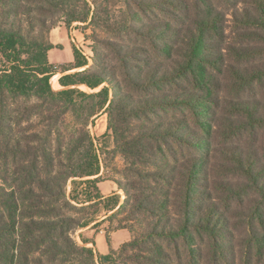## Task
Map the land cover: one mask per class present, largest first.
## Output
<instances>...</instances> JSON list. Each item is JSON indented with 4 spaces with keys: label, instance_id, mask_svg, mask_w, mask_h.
Returning a JSON list of instances; mask_svg holds the SVG:
<instances>
[{
    "label": "trees",
    "instance_id": "obj_1",
    "mask_svg": "<svg viewBox=\"0 0 264 264\" xmlns=\"http://www.w3.org/2000/svg\"><path fill=\"white\" fill-rule=\"evenodd\" d=\"M24 2L0 0L4 9L0 10V56L3 58L0 60L1 121L4 133L8 135L7 132L13 129L10 123L13 119L7 102L15 104L21 98H33L37 102L26 107L24 113H29L30 119L39 118V124L35 131L29 133L25 143L18 141L7 149L20 160L12 173L5 163L1 175L0 166V264H184L186 256L191 259L189 264H197L193 258L199 255L197 252L199 250L200 253L202 244L213 240L217 245L221 237L224 238L226 229V218L221 209L211 202L210 197L197 194L200 192V174L206 162V139L197 126L206 127L204 113L210 116L216 99L200 97L189 89L174 96L169 89L162 96L156 93L132 101L129 93L121 91L114 71L105 67L99 45L114 51L124 70L123 80L135 84L136 89L172 88L181 81L197 77L198 64H217L214 60L216 56L207 51L208 46L203 41L205 30L216 34L218 40L220 37L224 40L225 29L223 21L218 18L220 14H215L208 7L203 15L202 28L189 37L191 48L184 55L187 60L169 59L170 62H177H167L165 67L150 66L151 57L144 59L139 53L143 50L141 45L130 47L124 39H99L96 35L93 38L99 45L92 46L91 57L71 32L74 59L56 65L50 61L49 51L57 45L35 36L28 28L26 31L20 23L18 18L21 14H25L29 23L33 22L32 15L25 9L30 6ZM88 2L84 0V11L79 13L74 10L67 19L63 15L68 13L64 10L67 0H33L35 8L42 13L48 9L49 12L59 13L60 18H66L60 24L64 23L69 31L74 22H88L91 15L99 20V25L111 26L102 14L98 15L100 5ZM248 2L251 8H240L234 19L242 26L243 35L251 38L254 45L242 46L241 49L229 45L226 51L235 50L242 55H250L264 40V0ZM158 3L156 0L155 4ZM93 7L96 9L93 10ZM46 20L45 17L40 20L44 26L47 25ZM58 22H51L48 30L55 29ZM132 26L139 35H145ZM221 54L229 58L222 50ZM91 60L94 61L92 65ZM221 64L223 70L234 72L236 81L246 87H251L254 77L264 76L262 72L254 73L249 68L234 66L225 59ZM142 65L153 69H147V74L143 76L144 70L137 69H142ZM58 73L62 75L59 78L61 88L57 90L51 80ZM81 86L90 91L81 89ZM235 104L245 105L242 109L245 117L243 114L238 117L245 129H255L264 122L249 101ZM171 112L174 117L162 116ZM102 114H108V130L113 133L116 150L122 152L128 162L125 178L135 175L131 180L135 193H131L121 180H115L126 194L122 204L121 194L105 196L98 186L102 153L89 126L94 125ZM131 114L139 121L145 119L146 127L136 134L129 130L127 136L124 126L131 120L125 118ZM68 115L73 117L77 129L65 142L62 126ZM209 129H206L207 132ZM169 138L174 140L184 156L191 154L180 160ZM194 151L196 153L193 154ZM169 153L173 161H163ZM232 161L248 176L247 187L257 188L259 177H256V167L250 166V156L245 151H239ZM141 166H145L146 171ZM151 166L153 169H150ZM69 181L77 188L81 185L82 191L68 193ZM81 196L83 199H80ZM73 202H91V205H102L109 211L118 208L113 216L131 207L125 220H137L146 227L118 250L101 254L94 247L87 246L86 240H83L84 245H80L74 239L73 233L92 221L89 217L64 212L82 211L86 207H78ZM107 239L110 241V234H107Z\"/></svg>",
    "mask_w": 264,
    "mask_h": 264
},
{
    "label": "rangeland",
    "instance_id": "obj_2",
    "mask_svg": "<svg viewBox=\"0 0 264 264\" xmlns=\"http://www.w3.org/2000/svg\"><path fill=\"white\" fill-rule=\"evenodd\" d=\"M23 1L30 6L29 9L31 10L26 7L25 9L27 13L29 12L32 15L33 22L29 23L25 14H21L18 18L20 23H22L26 31L28 28V31L35 36L43 37L46 42H52V39L54 38L55 40L56 37L58 41L63 42L62 32L59 27L65 25H63L64 23L60 24V21L64 22L69 17L68 14L74 10H77L79 13L84 11V0H67V3L64 5V10L66 13L68 11V13L63 14L66 18H60L59 13L49 12L48 9H44L42 13L35 8L33 0H30L32 3H29L28 0ZM88 1L91 5V2H96L100 5L101 10L98 15L102 14L104 19L109 20L111 26H107L106 28L101 23L99 25L97 23L99 20L94 18L93 15H91V18L89 17L88 22H74L71 26V30H73L72 36L85 52L93 57L92 46L99 45L94 41L93 36L95 35L99 39H124L127 46L133 47L134 44L141 45L143 50L139 51L140 55L144 56V59L151 57L149 58L152 61L150 66L154 67H165L167 62H181L183 58L187 60L184 55L191 48L189 37L202 28V24L204 23L203 15L207 11L206 9L210 7L215 14H220L218 18L223 21L225 29L224 40L221 37L218 40L216 34L212 32L207 33V30H205V40L203 41V44L205 43L208 46L207 51L216 56L214 60H216L217 64H198L196 66V71L198 72L197 77H193L191 80L185 82L181 81L180 84H175L172 88L163 86L159 90L153 87L136 89L135 84L123 80L122 72L124 70L115 58L114 51L111 48L107 49L105 45H99V49L103 54L105 67L108 71H114L121 91L129 93L132 101H137L140 97L152 96L156 93H160L159 95L162 96L169 89H171L169 93H172L174 96L177 94L181 95L183 91L189 89L195 91V94L200 97H213L216 99L215 103L211 106L210 116L204 113L206 114L205 118H207L206 127L200 128L197 126V130H200L201 133L203 132L206 139L204 144V157L206 162L204 164V170L200 174V192L197 194H201V197H203V194L205 197H210L211 202H214L221 209L223 217L226 218V229L224 238L221 237L217 245H215L213 240L205 241L202 244L200 253L199 250L197 252L199 255L197 258H193V260L197 264H264V191H262L264 189L262 188L264 187V122L259 123L255 129H245L243 123L238 119L242 114L245 117V113L242 111L245 105L235 104L238 101L243 103L249 101L258 114L260 113L261 119L264 120V76L263 78L254 77L251 87H246L236 81L234 72L221 68V62L225 59V61L231 62L234 66L238 65L241 68H249L254 73L262 72L264 75V40H262L260 47L250 52L252 53L250 55H242L235 50L226 51L225 49L227 46L229 48V45L239 49L242 46H245L243 48H247L254 45L250 40L251 38L243 35L242 26L234 19L235 14L240 12V8H251L248 2L250 0H168L170 1L169 3L165 0H157L159 1L158 4H155L156 0ZM95 9L93 7V10ZM0 10H4L2 5L0 6ZM44 17L47 19L46 26L43 25V21H40ZM54 21H59L57 23L59 25L53 30H48V26H50L51 22L54 23ZM103 22L106 23L105 21ZM132 25L139 28L145 35H139L133 30ZM53 34L55 37H53ZM68 40L72 39L69 37ZM211 48L213 49L211 50ZM53 49L54 51L50 54L51 61L52 55L56 53H61V58L67 60V52L63 51L62 44H57V47ZM221 50L224 54H228L229 58H225V55L222 56ZM174 58L177 61L173 60L170 62L169 59ZM0 60H3L1 56ZM93 63L94 61L91 60V65ZM141 68L139 69L138 67L137 69L144 70L142 72L143 76L147 74V69H153V67L150 68L148 65H142ZM61 75L62 73H58L51 80L57 90L61 88L58 82ZM81 89L90 91L86 86H81ZM111 96H114L113 91ZM36 102L37 99L33 98H21L15 104L12 101L7 102V108L12 114L13 119L10 121L13 124V129L7 132L8 135L4 133L5 129L3 127V121H1L2 114L0 106L1 175H3L5 163L12 173L16 163L18 161L20 162L18 160L19 157L17 158L14 154L11 155L12 152L7 149L13 147L18 141L25 143L29 139V133L37 129L36 126L39 124V118L30 119L29 113H24L26 107H31ZM14 114L15 118H13ZM162 116L170 118L174 117V114L173 112L163 113ZM125 119L131 120V123L125 122L126 126L124 128H126L125 133L127 136L130 133L129 130L133 134H136L146 127L143 122L146 121L145 119L139 121L132 114ZM108 122V114H102L96 119L94 125L91 124L89 126L90 133L95 137V142L102 153L100 179L121 180L129 187L131 193H135L134 188L131 186V180L135 178V175L131 174L128 179L125 178L128 162L125 155L116 150L113 133L108 130ZM207 128H210L209 132H207ZM76 129L77 126L73 117L68 115L62 126L65 142L73 135ZM168 140L175 147L174 149L180 160L191 154L184 156V153L179 149L174 140L170 138ZM239 151H245L250 156V166L256 167V177H259V186L257 188L247 187L248 176L232 161V157ZM192 153L194 154L196 151ZM165 156L167 158H164L163 161H173L170 153ZM159 157L162 159V156ZM144 167L141 166L146 171ZM150 169H153V167L151 166ZM149 181L151 182V179ZM153 188L154 185L152 186ZM72 190L77 192L79 190L82 191L81 185L77 188V185H73L69 181L68 193H71ZM104 190L106 191L105 188ZM119 191L121 192L117 193L122 196L120 200V204H122L126 199V194L121 189ZM80 199H83V197L81 196ZM197 203L198 200L196 199V206ZM75 204L78 207L82 205L86 207L82 211L65 210L64 212L76 215L77 217H89L91 221L102 219L100 226L103 225L102 227L107 234H110L113 230L125 227L132 233L133 238L144 231V227H146L144 224H139L137 220H125V217L130 215L131 207H128L126 212L113 216V213L118 208L109 211L102 205H91V202ZM82 228L73 233L74 239L80 245H83L82 234L80 235ZM187 258L186 256L183 261L184 264H189L191 259ZM68 264L74 263L70 262ZM130 264L133 263L131 262Z\"/></svg>",
    "mask_w": 264,
    "mask_h": 264
},
{
    "label": "crops",
    "instance_id": "obj_3",
    "mask_svg": "<svg viewBox=\"0 0 264 264\" xmlns=\"http://www.w3.org/2000/svg\"><path fill=\"white\" fill-rule=\"evenodd\" d=\"M59 29L62 32L63 42L58 41V38L56 37L55 40L54 38L52 39V43L55 45L62 44L63 51L67 52L68 58L67 60H64L61 58V55H60L61 53H56L52 55V61H51L50 54L54 51V49H51L49 51V58H50V61L54 64L71 62L74 59L73 49H72V40H68V38L70 37V32L72 33L73 30L69 31L67 26H61L59 27ZM53 37H55L54 34H53ZM98 186H99V189L101 190V193L105 196H109L110 194L121 192L119 191L118 185L114 180H101L98 183ZM104 188L106 189V191L104 190ZM101 221L102 219L93 220L91 223H89L87 226L81 229L80 235L82 234L83 240L87 241V244H86L87 246L94 247L95 250L101 254H108L110 253L111 250H118L119 247L123 243L131 240L132 233L127 228H119L117 230H113L112 232H110V241H108L107 232L103 229L102 227L103 225L100 226ZM94 226H97V227H94ZM83 240H82V244L84 245Z\"/></svg>",
    "mask_w": 264,
    "mask_h": 264
}]
</instances>
